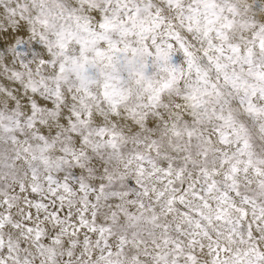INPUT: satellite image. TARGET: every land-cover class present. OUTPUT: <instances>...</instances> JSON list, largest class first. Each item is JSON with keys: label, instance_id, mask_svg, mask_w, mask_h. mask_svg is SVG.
<instances>
[{"label": "snow or ice", "instance_id": "1", "mask_svg": "<svg viewBox=\"0 0 264 264\" xmlns=\"http://www.w3.org/2000/svg\"><path fill=\"white\" fill-rule=\"evenodd\" d=\"M0 264H264V0H0Z\"/></svg>", "mask_w": 264, "mask_h": 264}]
</instances>
